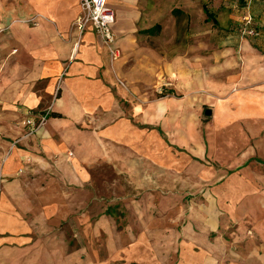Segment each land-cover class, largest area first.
Returning <instances> with one entry per match:
<instances>
[{
	"label": "crops",
	"instance_id": "0c3cea01",
	"mask_svg": "<svg viewBox=\"0 0 264 264\" xmlns=\"http://www.w3.org/2000/svg\"><path fill=\"white\" fill-rule=\"evenodd\" d=\"M248 2L105 0L113 58L78 31L80 0H0V264H264V0ZM247 11L257 38L238 35ZM112 198L125 224L85 209Z\"/></svg>",
	"mask_w": 264,
	"mask_h": 264
},
{
	"label": "built area",
	"instance_id": "2783aa9c",
	"mask_svg": "<svg viewBox=\"0 0 264 264\" xmlns=\"http://www.w3.org/2000/svg\"><path fill=\"white\" fill-rule=\"evenodd\" d=\"M248 5L250 0H248ZM81 18L77 23V29L82 33L88 26L103 40L104 44L109 47L110 53L114 58L116 52L111 49L114 42L112 27L114 24V13L105 5V0H80ZM248 10V6L245 7ZM4 31L0 27V32ZM238 35L242 37L257 38L260 33L254 27V20L247 11L239 19L237 27ZM32 117V116H31ZM48 115L41 116L36 123L33 119H29L25 126L28 127V134L35 133L39 128L45 125Z\"/></svg>",
	"mask_w": 264,
	"mask_h": 264
},
{
	"label": "rangeland",
	"instance_id": "374dc122",
	"mask_svg": "<svg viewBox=\"0 0 264 264\" xmlns=\"http://www.w3.org/2000/svg\"><path fill=\"white\" fill-rule=\"evenodd\" d=\"M159 91H162V90H159ZM160 93H162V92H160ZM162 174L163 173L161 171L159 172L158 170H156L155 173H153V174L151 173L150 176H152V178L155 179L156 181L158 179H163V184L164 185H167V182H170L171 185H173V186L179 184L178 180L181 181L182 179H184V177L182 179H179L182 175L180 176L177 173H171V176L167 175V174H166V176L165 175L163 176ZM109 175H111V173ZM140 176H142V175H140ZM188 181H189V184L192 183V180L190 178H189ZM124 190H125V193L128 195L127 199L125 198L126 200H132L133 197H139L140 195H137V194L142 192L141 188H139V189L138 188H129V189H124ZM157 190L162 191V192H167V191H172V190H173L172 192H177L178 190H180V191L182 190L183 191L182 194L186 195L188 197V199H191V198H194L195 195H198L197 194L198 191H201L202 189L188 186L187 190L179 189L178 187L157 188ZM110 200H108L110 202H107V203H104V202H101V203H98V204L92 203L91 208H89L90 207L89 206V207H86L85 209L87 211H91L93 216L100 215L101 213H104L106 211H108L107 213L111 212L112 213L111 214L112 217L113 216L116 217V214H117V216L121 215V216H118V217H120V220L119 219L117 220V222H119L117 224H125L127 222L126 217H125V219L124 218L122 219L121 217H122L123 213L120 214L122 211L118 210L121 206H123V203H120V204L117 203L118 206H117V209H116L115 206H114V204L116 205V203L112 202V201H115L114 198H112ZM121 208H123V207H121ZM97 220L98 219H94V218L91 219V221L94 222V223L97 222ZM112 221L113 220H110V222H112ZM104 241H105V239L103 238L102 242H104Z\"/></svg>",
	"mask_w": 264,
	"mask_h": 264
},
{
	"label": "bare ground",
	"instance_id": "6f19581e",
	"mask_svg": "<svg viewBox=\"0 0 264 264\" xmlns=\"http://www.w3.org/2000/svg\"><path fill=\"white\" fill-rule=\"evenodd\" d=\"M107 163V162H106Z\"/></svg>",
	"mask_w": 264,
	"mask_h": 264
}]
</instances>
